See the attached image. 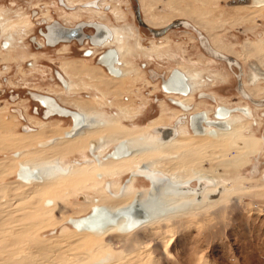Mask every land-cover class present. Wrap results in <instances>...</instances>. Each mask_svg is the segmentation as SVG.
I'll list each match as a JSON object with an SVG mask.
<instances>
[{
  "label": "rangeland",
  "instance_id": "obj_1",
  "mask_svg": "<svg viewBox=\"0 0 264 264\" xmlns=\"http://www.w3.org/2000/svg\"><path fill=\"white\" fill-rule=\"evenodd\" d=\"M10 1L21 4L20 6L25 9L28 17L27 9L38 5L41 6V15L45 14L47 17L59 19L58 15L61 10L55 0H25L27 3L25 6H22L24 0ZM143 1L148 9L147 15L143 13ZM143 1L104 0L110 5V9H107L105 14L100 11L99 18L117 25L123 24L124 26L127 23L126 26L129 27L128 24H130L135 31L137 26L140 41L145 48L152 47V43L163 44L160 57L153 56L149 59L145 57L142 50H134V66L140 67L144 63L145 66L136 68L138 70L134 74L130 70L131 73H127L124 78L119 79L120 81L115 80L110 89H107L108 86L101 81L107 77L102 70H98V77L95 80L84 74L80 81L72 75V79L78 84L76 89L78 93L72 95V98L92 100L93 105L100 110L97 119L104 122L102 125L105 126L100 133L112 134L107 148H110L111 143L121 139H139L143 142L148 141L149 144H156V141H159L158 138H154L152 127L160 123L174 122L173 114L159 115L160 108L157 100L164 99L159 89L160 78L179 65L188 73L199 72L202 75L220 76L221 78L215 80L217 83L212 87L203 86L200 89L213 92L218 102L227 105L249 104L250 100L243 97L246 92L242 86L241 94L236 90L234 76L237 73L236 66L230 69L225 61L219 59L217 61L209 56L199 45L198 33L194 29L200 30L202 35L206 34L207 37L204 36L207 42L212 43L211 38L214 39L216 44L212 43L213 48H218L223 53L237 58L243 66V72H246L249 62L257 66H254L256 73L264 72V66L260 65L255 58L244 54L247 45L260 46L259 52L264 54V5L253 10L230 5L229 0H154L152 6L146 0ZM8 2L3 5H8ZM16 2L15 5H19ZM183 7L184 9L192 7L202 11L198 18L202 27L197 26L192 17L184 14ZM113 8L119 15L122 14V20L115 18L110 11ZM135 8L140 9L142 17L147 16L154 24L156 23L155 25L149 23L156 27L151 29L150 26L138 24L134 15ZM240 17H244V20H240ZM87 18H93L92 14H83L80 18L74 19L73 23L87 20ZM176 19H185L196 28L174 27L167 30L161 40L153 39L157 36H154L150 29L158 30ZM29 21L32 22L30 19ZM35 41L38 44L41 42L39 38ZM35 41L34 45L37 46ZM23 44L37 55L34 58L26 54L24 59L17 57V61L1 60L0 57L2 65L8 68L5 72V68L0 67V83L5 79L6 86L17 88L30 86L34 89L40 86L45 89V85L51 84L49 78L55 77L52 70H60L63 60H79L82 65L96 69L100 67L94 59L81 57L71 43L68 47L58 49L60 51L64 49L63 52H66L61 56L53 50V46L33 50L34 48L29 46L25 40ZM97 50L99 52L101 49ZM23 51L25 50L17 49L16 53L13 49L11 54L15 56ZM168 56L174 61L169 60ZM31 63L34 65L31 66ZM252 72L251 70L249 72L247 68L245 74L247 86L249 91L261 90L255 103L262 105L264 104V73L254 74ZM256 82L259 88L252 87ZM50 87L53 91L60 90L54 86ZM96 88L106 90L105 96L96 93ZM196 92L192 91L186 100L192 102L196 108H200L203 101L196 97ZM59 94L64 97L62 92ZM64 95L68 97L67 92ZM94 95L97 99L93 98ZM170 107L164 103L161 110L171 109ZM120 109L126 112H120ZM178 111V109L172 110L174 113ZM114 112H117V115H113ZM9 114L10 112L5 107H0V163L13 166L16 161L38 159L41 154L47 157L45 160L38 161V164L49 166V161L52 162L55 159L54 153L40 150L34 143V139L55 135L52 129L58 130L59 135L65 130L64 127L68 122L66 120L48 121L43 130H39L41 134L34 136L21 133L20 121L16 120L14 115ZM109 116L116 117L117 123L116 121L111 122ZM253 116L256 122L253 121L248 125L251 134L248 139L254 150L228 147L226 142H221L222 140L220 143L212 144L214 148H207L206 145H209V142L195 140L192 131L189 130L188 134L184 135H180L178 131L176 138L181 139L178 141L180 146L176 150L181 151L193 145L198 147V150L202 149L203 151L197 153L200 157L198 169L208 177H212L216 185L213 189L206 191L192 181L194 195L188 194L191 190L187 188L179 189L174 190L173 198H163L165 205L161 207L158 206V200H155L153 204L148 203L147 210L153 216L152 222L145 223L144 227L142 226L134 233L133 231L123 233L112 229L96 236L94 241H88L85 238L73 241L75 236H72L70 231L77 233L79 231L72 228L67 221L68 218L84 216L90 210L91 203L100 198L96 188H91V184H94L97 178L94 173L86 174L79 179L63 180L53 193L34 194L36 197L25 195V188H20V186L11 191L7 188L1 190L0 264H13L21 257L28 260L21 264H98L107 256L110 259L99 264H264V141L261 142L264 134V113L256 110L253 111ZM234 119L238 120V123L247 124L241 115H236ZM37 122L39 121L36 120L33 124L39 127L40 123ZM179 123L178 130L183 122ZM241 135L248 136L249 134L247 130H243ZM95 136L97 135L92 137ZM141 137L144 139L141 140ZM58 144L61 148H66L65 151L57 154L58 158L62 164H68L72 159L81 161L82 152L85 154L87 138L82 139L80 143L63 139ZM148 149L153 151L149 159H146L150 164L153 161H161L162 165H166L165 167L170 170L185 173L193 171L194 165L185 164V167H181L185 161L181 157L172 159L171 156H164L161 159V154L155 151L153 146H148ZM103 150L102 148L101 152ZM19 151H21L20 156L14 158L12 154ZM27 152L30 154H26ZM171 161H176L177 164ZM137 163L139 161L126 160L114 167L113 174L103 172L99 168V171L103 172L102 180L119 185L125 181L127 172ZM13 169L0 172V185L16 181ZM118 173L120 176L117 177ZM146 187V183L141 180L134 183V191L144 190ZM24 199L25 201H21ZM143 199H145L144 196ZM129 200L120 203L119 206L127 205ZM52 239H58L55 244L57 248L52 246L44 250L45 253L40 250L35 254L34 250L28 247L31 244V246L41 245L40 242ZM66 245H71L73 248Z\"/></svg>",
  "mask_w": 264,
  "mask_h": 264
},
{
  "label": "flooded vegetation",
  "instance_id": "obj_2",
  "mask_svg": "<svg viewBox=\"0 0 264 264\" xmlns=\"http://www.w3.org/2000/svg\"><path fill=\"white\" fill-rule=\"evenodd\" d=\"M258 1H262V0H255L256 3ZM7 2H8V0H6V1L0 0V3H2V4H0V57H1V60L12 59V60L17 61V57L24 59L26 54L30 57L35 58V55H37V54L29 51L28 48H26L25 45L23 44V40H25L29 46H32L34 48L33 50H38L41 48H48L49 46H53V50L57 51V54H59L60 56L66 52H63L64 49L61 51L58 49L61 47H68L71 43L74 45L76 51H78V54L81 57L92 58V59H94V62H96L98 65H100L98 59L101 58L105 53L108 54L107 53L108 50H110V49L115 50L116 55L110 56V57L106 58L104 61L106 62L107 65L110 66V68H114V69L116 68L117 70H119L120 75L114 76L112 73H110L108 71L109 69H107V67L104 65L103 66L100 65V67H102V68H100V67L99 68H100V70L104 71L106 73V76L109 78H116L117 80H119V78L121 79V77H123L124 74H123V71L121 68L124 66V64L120 58L119 51L112 44V41L114 38L112 27L113 26H121L123 24L117 25L114 23H109V21L101 20L102 18L101 19L99 18L101 12L103 14H105L106 13L105 11L107 9H110V5L108 3H105L104 0H82V1L74 2L73 4H70L67 0H61V3L59 2V0H55L56 4L58 5V8L61 10L59 12V15H58L59 19L58 18L53 19V18L47 17L45 14L41 15V11H40L41 6L39 7L38 5L29 7L27 9V11L29 13V17H28L25 9L20 6L21 4H19L15 1L17 4H19L16 6L14 1L9 0L8 5H3V4H6ZM25 5H27V3L24 0L22 3V6H25ZM263 5H264V0L261 3L260 7H262ZM135 9H134V15L136 18ZM110 11L112 12V14L117 19V14H119V13L114 11V8L111 9ZM73 13L75 15H71ZM88 13L92 14L93 18H87V20H80L78 22L73 23L74 19H78L81 16H83V14H88ZM139 13H140V17H141L142 21L147 26H150L151 29L156 27V26H151L149 23H147L145 21V18L141 16L140 9H139ZM121 15H119L120 18L122 17ZM28 18L32 21L31 23H30ZM120 18L117 20H120ZM136 21L138 24H140L138 22L137 18H136ZM20 22H24V23H20ZM11 23H13V24L17 23V24L21 25L20 26L21 31L19 32V34H17L16 31H9L8 32L7 30L4 29V27L6 25L10 24V26H11ZM78 23H80V25ZM93 23L94 24L97 23V24H100L102 26H105L109 31L108 37L104 40V42L102 44H99V45L92 44L90 42V40L86 37V35L96 34L97 27L92 26L91 24H93ZM125 24H127V23H125ZM54 25H61L64 27L66 26V28L78 29V32L80 33L81 36L73 37L72 39L68 40L69 42L59 41V42H57V45H55V46L49 45L47 43L46 35L48 34V28L52 27ZM128 25H130V24H128ZM135 26H134V29H135ZM141 26H143V25H141ZM164 27H162V28H164ZM162 28L155 30V31H157V33H155V35L157 37H153L154 40H158V39L161 40L166 35L165 34L166 31L171 29V28H165L164 30H161ZM136 29L138 30V31L137 30L136 31L139 33V36H140L139 28L137 26H136ZM29 31H31L30 34H28ZM152 34H154V33L152 32ZM204 35L207 37L206 34H204ZM204 35H203V38H205ZM106 36H107V33H106ZM38 38L41 40V42L39 44L35 41ZM198 39H200L199 35H198ZM205 40L207 41L206 38H205ZM34 41L36 42V44H38L37 46L34 45ZM198 43H199V40H198ZM209 43L211 46L213 45L211 42H209ZM159 44H161V43H159ZM98 48L101 49L99 52L97 50ZM13 49L16 50V53H17V49H23L25 51H23L22 53H20L18 55L16 54L15 56H13L11 54ZM216 50H218V48ZM218 51H220V50H218ZM86 52H88V54H85ZM220 52H222V51H220ZM250 57H253V56H250ZM253 58H255V57H253ZM213 59L219 61L216 58H213ZM78 61L79 60H63L61 62V65H60L61 69L57 71L58 75H56L55 69L52 70L55 77L53 78V76H51L49 78L51 81V84L49 85V87L54 86L56 89H60L59 91L58 90L53 91L52 87H50L52 92L54 93V95H56V97L55 96L53 97L51 94L45 93V91H43L42 89L41 90L40 89H34V88H31L30 86H19L18 88L13 87V86H9V85L6 86L5 79L2 80V82L0 83V107L1 108L5 107L10 113H12V115L15 116V118H18V120H20L19 128L22 130L21 133L32 135L33 133H35L39 130L42 131L46 125V122L51 121V120L61 121V119H64V118H67L66 120H69L70 125H69V128L62 131L61 136H63L65 131L72 130L74 128V126H77L76 129H74V131L72 132L73 134H72L71 138H69V140H74V138L77 136L79 131H81V130L83 131V129L87 128L86 118H85L84 113L81 112L79 110V108L72 105V103H71L72 101L76 100V98H74V99L72 98V95H75L78 92V91H76V89L78 88V84L74 79H72V75H74L75 77L78 76V77H76V79H78L80 81H82V78H83L82 75H84V74H86L87 77L91 78L89 76V69H92L94 67L82 65ZM72 62L78 63V66L76 68H84V69L82 71H79L78 73H76V71L72 72V74L69 76L66 74L65 71H66V68H68V69L71 68L70 64ZM2 64H3V62L0 61V65H2ZM30 65L33 66L34 64L31 63ZM240 65H242V64H240ZM144 66H145V63L141 64L140 67L134 66V68H143ZM254 66H255L254 64L249 62V64L247 65V68H249V72L251 70V71H253L252 73H254V74H262V72L256 73L255 67H257V66H255V67ZM0 67L5 68V65L4 66L2 65ZM232 67H234V66H229L230 69ZM241 68H242V71H241ZM241 68H240V70L237 68V73L234 74L235 80H236L237 92L240 93L241 88L238 86V83L240 82L242 85V88L246 91V93L249 96H251L253 99L259 98V97H257V95H258V93H260L261 90L260 89H259V91L255 90L254 91L255 94H252V93H254L253 91H249V87L247 86L246 76H245V74L247 72V68H246V72L245 71L243 72V66H241ZM7 69L8 68H5V72L7 71ZM175 70H177L178 73L175 72ZM173 73L176 77L179 78V80L170 81V87H173V89L179 88L181 86V81L182 82L184 81L185 84L187 85L186 86V90H187L186 94L176 93V92L168 93L163 89L162 85H163L164 81L170 80ZM185 73L186 72H184V70L180 66H176V67H173L167 75H165V76L162 75L160 78L159 89L162 92L164 99H158L157 100L159 102L158 105L160 108L159 109L160 110L159 115L164 116L165 114H167V115L173 114L175 117H174L173 123L159 124V125L152 127L154 138H158V140H159V141H156L154 139L156 141V143L166 144V143L172 142L175 139H177L176 134H178V131L180 132V135H184V134H188V131L190 130L194 133L195 137L197 136V137H201V138H207L209 143H213V142L214 143H220V140H222L221 142L222 143L226 142L228 147L232 146V148H236V149L243 148V149H248V150H252V149L254 150L253 146L251 145L252 143L249 140L250 139L249 136L251 134L249 133L250 129H249L248 125H249V123L252 124L253 121L256 122V120L253 116V111L260 110L261 112L264 113V105L254 104L253 102H249V101H248L249 104H247V105H227L225 103H220V102H218V99L213 92L200 90L201 87H203V86H211L212 87L215 83H217L214 80L221 78L220 76L213 79V81L210 80L208 82L206 80L208 78H210L211 75H202V73H201V77L203 80L202 85L199 89L194 90L192 88L191 83H190L191 82L190 78H188L189 75L187 73L186 74ZM133 74H134V72H133ZM238 77L240 78L239 79L240 81H238ZM70 79H72L75 82V84H74V90L75 91L71 90L72 88L68 89V88H70ZM92 80H94V79H92ZM252 87L253 88H259L258 82L254 83ZM17 89H20V90H17ZM97 90L98 89H95L96 93H101V95L104 97L101 90H98V91ZM31 91L42 93V95L45 97V99H43V101L35 99V98L33 99L31 94H30ZM192 91H197L196 97L200 101H203L200 108H196L192 102H187L188 100H186ZM60 92H62L64 97H61L62 95L60 96V94H59ZM66 92L68 93V97L64 95V93L66 94ZM94 96H96V95H94ZM93 98L97 99V97H93ZM58 99H60L62 102H60ZM77 100L81 101V100H87V99H84V98L80 99L79 98ZM175 101H181L183 103V106L177 105L175 103ZM163 102L165 104H168L169 106H171L170 108L172 110L178 109L179 110L178 113L172 112L171 109H167L165 111L161 110L162 105L164 104ZM67 104L71 105L72 107H67L66 106ZM55 105L60 106L62 108L70 110V111H75L78 114H80L82 117L81 116H72L71 114H60V113H58L57 109L54 107ZM241 108L244 109L246 111V113L239 110ZM124 111L126 112V110L120 109V112H124ZM26 114L31 115L33 120H35V121L38 120L39 122H37V123H40L39 127L33 123H29L27 121ZM225 114H227V117L226 118L222 117V115L224 116ZM113 115H117V112ZM236 115H241L242 117H244V120L247 121V124H245V123H238V124L246 125L247 128H245L243 130H247L249 135L248 136H242L241 134H236V133L231 132V133H229L228 136H224V137L221 136L220 133L231 131V128H232L231 120ZM21 116H23V117H21ZM111 117H113V116H111ZM95 118H97V117H94L93 119H95ZM98 121L100 123L98 127H103V129L100 130V131H103L105 126L102 124H104V122H102L100 119H98ZM179 122H183V123L181 126H179V130H178V125L180 124ZM198 122L201 126V129L203 130V134H195V132H194V129H196ZM212 122H215L217 125H221L224 127L226 126L227 129L219 128V127L215 126L214 123H212ZM116 123H117V120H116ZM161 128H169L172 131V134L169 135L166 138V140H164V141L160 140L161 133L159 131ZM181 128H183V130L185 131L184 134L181 133V131H180ZM100 131H98L97 133L92 134V135L87 137V146L85 147V154H84V152H82V154H81V159H80L81 161H79L77 159H72L71 162L68 164H61L60 158H58L59 157L58 155L54 156L55 157L54 161L51 162L48 160L50 162L52 169L57 174H61L64 176H69V175L71 176L74 166L77 168L84 169L85 170L84 175L90 174V173L95 174V176L97 178L94 180V184H91V186H93V188H96V190L98 191V193L100 195V198L97 201V203H91L90 208H89L90 210L88 211V213L91 212V210H93L94 207H98V206H102L110 212H115L119 209L128 208L135 201H137L138 204H140L142 207H144L147 210V208L149 207L148 203L153 204V202L155 200L159 201L160 198L162 197L161 195L166 196V197L169 196V197L173 198L174 190L176 191V190L185 189V188L191 190L192 188H194V187H192V184H191L192 181H195V183L197 185H199V187L203 188V190H206V191L213 189L216 185L213 182V178L208 177L202 171L193 170V171H191L190 176L188 178H186L184 180H180V181L179 180L174 181L166 173H164L160 170H155V169L151 168L150 166H148L143 161H140L139 163L135 164V166L127 172L128 173L127 178L125 179L124 182H122L119 185H116V183H114V182L109 183V186L111 188L110 189L111 193H110L107 191V189L105 187L106 181H103L102 178H100V179L98 178V175H102L103 172L113 174V173H110L106 169V167H103L104 166L103 163H106V162L119 163L121 161L126 162V160H122V159H125V158L131 156L132 149L129 147L127 139L117 140L116 142L111 143L110 148H107L108 143L110 142V139L112 138V134L111 133H100ZM173 131H176V132L174 133ZM59 135H60V133H59ZM94 135H97V136L92 137ZM108 135H111V137H108ZM57 140L62 141L63 138H61V137L53 138L50 136L44 140L39 141V143L45 144L43 146L41 145L40 149L43 150V149L48 148ZM262 141H264V134L261 137V142ZM75 142L80 143L79 141H75ZM37 146H39V145L37 144ZM120 147L123 150L122 154H121L120 149H119ZM102 148L104 149L103 152H101ZM127 148L129 150L131 149V154L125 156L123 154L125 153V149H127ZM65 150H66V148H65ZM60 153H62V152H60ZM109 155H111V156H109ZM55 160L58 162H55ZM124 162H122V163H124ZM21 163L29 165L31 169H37L40 172V174L42 175L41 170L39 168H37V166H32L31 162L22 161ZM56 163H58V164H56ZM114 167L112 168L113 170H114ZM92 168H94V169L92 170ZM99 168L103 172H100ZM149 170L152 173H149L148 172ZM15 172H16V170H15ZM116 176L118 177V176H120V174L118 173ZM43 180H44V177H43ZM137 180H141L144 183H146L147 187L144 190H135L134 191V189H135L134 183L137 182ZM16 182H18V181H14L13 183H16ZM34 183H40V182H34ZM34 183H32V184H34ZM28 185H31V184H28ZM188 194L194 195L195 193L194 192H188ZM143 196L145 199H143ZM105 198H111L114 200H122L125 198L124 199L125 201H127L129 199L130 200H129V203L127 205L117 206L114 209H109L108 206L104 205V203L102 202L103 200H106ZM144 201L146 204L144 203ZM88 213H86V214H88ZM150 216L153 218L152 214H150ZM77 217H80V216H77ZM121 220L122 219H120L119 222H121ZM151 220L149 222H151ZM113 229H115V227Z\"/></svg>",
  "mask_w": 264,
  "mask_h": 264
},
{
  "label": "bare ground",
  "instance_id": "obj_3",
  "mask_svg": "<svg viewBox=\"0 0 264 264\" xmlns=\"http://www.w3.org/2000/svg\"><path fill=\"white\" fill-rule=\"evenodd\" d=\"M67 1L70 4H73L74 2L82 1V0H67ZM146 1L149 2V5H151V6H152V4L154 2V0H146ZM262 2H263V0L262 1H258L257 3L255 2V0H245V1L243 0V2L228 3V4H230V5H236V6H241L244 9H253L254 10V8H257L258 9V7H260V5H261ZM142 6H143V13L145 15H147L148 9L145 7L146 6L145 2L142 4ZM182 9H184V7ZM183 12H184L185 15H187L189 17H192L193 20L195 21L194 23L197 26H199V27L201 26V24H200V22L198 20V18H200L201 14H202V11L200 9H193L192 7H187V8L184 9ZM249 12L251 13V11H249ZM244 17H240V20H244ZM119 18H120V16H119V14H117V19H119ZM120 19H122V17ZM138 19H139V21L142 24H144L145 26H147L142 21V19L140 17L139 10H138ZM181 20H185V19H181ZM145 21L147 23L152 24V25H155L156 24V23L154 24L151 19L147 18V16H145ZM20 23H24V22H20ZM78 24L80 25V23H78ZM189 24H191L192 27H195V26H193L192 23L189 22ZM91 25L94 26V27H101V28H103L107 32V36H105L103 39H101V41L99 43H97L95 45L102 44L104 42V40L109 35L108 29L105 26H102V25L97 24V23H95V24L93 23ZM20 26H21L20 24H17V23H14L13 24V23H11V26H10V24L9 25H6L4 27V29L7 30L8 32L9 31H16V33L19 34V32L21 31ZM50 28L51 27L48 28V34L46 35V37H47V43L49 45H55L59 41H57V42H52L51 41V43L48 42V40H49L48 39V35L50 34V31H51ZM52 28H58V27L56 25H54V26H52ZM65 28H66V26H65ZM112 28H113V34H114V38H113L112 44L119 51L120 58H121V60H122V62L124 64V66L121 68L124 75L121 78H124L127 75V73H130V70H132L133 72H137V70H138V69L134 68V60H133L134 59V56H135V51L134 50H136V49L142 50L143 51V54L145 55V57H147L149 59H152L153 56H155L156 58H159L160 57L161 52L163 51L162 50L163 49V47H162L163 44L162 43L161 44L152 43L153 44L152 47L145 48L143 46V44L141 43V41H140L139 33L137 31L133 30L130 25H129V27L126 26V24H125L124 26L121 25V27H119V26H113ZM198 31H199V34L203 37V35L201 34L200 30H198ZM211 40H212V43L214 44L215 43L214 39L211 38ZM63 42H69V41H63ZM209 46L214 51H216L218 53H221L223 55H226L228 57H231L233 59V61H234L233 63H229L227 61H225V62L229 66H236L240 70V68H241L240 62H238V60L235 57H233V56H231L229 54H226V53H223V52H220V51L216 50L210 44H209ZM219 49H222V48H219ZM259 49H261L260 46H252L251 47L250 45H247L246 48L244 49V54L255 57L256 60L260 63V65L264 66V54L260 53L259 52ZM144 52H146V53H144ZM107 53L108 54L105 53L101 58L98 59L100 65L106 66L107 69H109L108 71L110 73H112L114 76H119L120 75L119 74V70H117L116 68L115 69L114 68H110V66L107 65L106 62L104 61L106 58H108L110 56H115L116 55V51L113 50V49H110V50L107 51ZM85 54H88V52H86ZM154 54H156V55H154ZM168 59L169 60H173V58L170 57V56H168ZM219 60H221V59H219ZM77 66H78V63L77 62H72L70 64V67L71 68H69V69L66 68V71H65L66 74L70 76L72 74V72H75L76 71V73H78L79 71H82L84 69V68H76ZM98 70L100 71V68L99 69L98 68L97 69L96 68L89 69V76L91 77V79H94L95 80L98 77L97 76ZM57 71L58 70H55L56 75H58ZM175 72H177V70H175ZM184 72H186V71L184 70ZM186 73L189 75L188 78H190V81H191L190 83L192 85V88L194 90L199 89L201 87L202 81H203L202 80V77H201V73H199V72H194V73H188V72H186ZM263 73L264 72H262V74ZM76 77H78V76H76ZM216 77H218V76L215 75V74H211L210 78H208L206 81H208V82L210 80L213 81V79H215ZM239 79L240 78L238 77V81H240ZM115 80H117V79L116 78L106 77L105 79H102L101 81L105 85L108 86L107 89H110V88L113 87V85H111V84ZM174 80H179V78L176 77L174 75V73H173L170 80L164 81V83L162 85L163 86V89L166 92H168V93H170V92H176V93L186 94V92H187L186 86L187 85L185 84L184 81L183 82L181 81V86L179 88L173 89V87H170V81H174ZM74 84H75V82L72 79H70V88H68V89H71L72 88L71 90H74ZM241 86L242 85L240 83V88H241ZM96 89H98V88H96ZM252 91L254 92V90H252ZM101 92L105 96L106 90L105 91L104 90H101ZM30 94H31V96H32L33 99L35 98V99H38V100H41V101H43V99H45V97L42 95V93L35 92V91H31ZM252 94H254V93H252ZM94 97H97V96H94ZM243 97L244 98H247L248 100H250V102H253L254 104H257V103H255L256 100L253 99L251 96H249L247 93L244 94ZM71 103H72V105H74L77 108H79V110L81 112L84 113L85 118H86V126H87V128L83 129V131L81 130V131L78 132L77 136L74 138L75 141L81 142L82 139H85L88 136H90L92 134H95L98 131H100V130L103 129V127H98L99 124H100L99 121H98V119L97 118L93 119L94 117H97V114H99V110H98L97 107H95L92 104V101H89V100H81V101L80 100H77V101H75L74 100ZM175 103L177 105L183 106V103L181 101H175ZM262 105H264V104H262ZM54 107L57 109L58 113H60V114H71L72 116H81L80 114H78L75 111H70V110H67L65 108H62L60 106H57V105H55ZM239 110H241V111H243V112L246 113V111L244 109H242V108L239 109ZM115 113L116 112H114V114ZM222 117L226 118L227 117V114H225L224 116L222 115ZM234 118L235 117H233L232 120H231V124H232L231 131L224 132V133H220L221 136H223V137L224 136H228L229 133H231V132L232 133H236V134H241V132L243 131V129L247 128L243 124H238V120H235ZM109 120L112 121V122H115L117 119L113 116V117H110ZM212 123H214V125L217 126V127H219V128L227 129L226 126L224 127V126H221V125H217L215 122H212ZM76 127L77 126H74V128L72 130L65 131L63 135L65 137L72 136V134H73L72 132L74 131V129H76ZM180 131H181L182 134H184V132H185L183 130V128H181ZM159 132L161 133L160 140H163V141L166 140V138L169 135L172 134V131L169 128H161ZM173 132L175 133L176 131H173ZM194 132H195V134H203V130L201 129V126H200L199 122L197 123L196 129H194ZM108 137H111V135H108ZM140 139L143 140L144 137H141ZM180 139L181 138L178 137L174 141L169 142V143H166V144H158V143H156V144H149L148 141L147 142H143V141H140L139 139H127L128 140V145L132 149V154H131V156H129V157L125 158V159H122V160H132L133 159V160L139 161V162L140 161H143L144 163H146L151 168H153L155 170H160V171L166 173L174 181L184 180V179H186V178H188L190 176V173L178 172V171H175V170L167 169L165 167L166 165L165 166L162 165L163 162H161V161H153L150 164L148 162L149 160H146V159H149V157L153 153V151L151 149L150 150L148 149V146H153L154 149H155V151H157V152H159L161 154L160 155L161 159H163L164 156H171L172 159L173 158L181 157V158H183L185 160V161H183L181 167H185L186 166L185 164H191V166L194 165L193 166V170L200 171L198 169L200 157H199V155H197V153L198 152H201L202 149L201 150L200 149L198 150V147H195L193 145L190 148H186V149L184 148L183 150L181 149V151L180 150H176L180 146L179 143H178V141H180ZM194 139L195 140H200V141L203 140L205 143L208 142L207 138H201V137H197L196 136V137H194ZM58 142H60V141L59 140L55 141L51 146H49L48 148L43 149V150L44 151H51V152H53L54 153L53 156L57 155L60 152H63L65 150V148H61L60 147L61 145H59ZM212 144H215V143L214 142L213 143H209V145L207 144L206 147L207 148L208 147H213ZM21 145H22V143H21ZM38 145L39 146H41V145L43 146L45 144L38 143ZM181 146L185 147L184 145H181ZM145 147H146V149H145ZM119 149H120V152L122 154V152H123L122 148L120 147ZM26 154H30V153L27 152ZM12 155L13 156H17L18 155V152H14ZM123 155H125V156L130 155V150L128 148L125 149V153ZM39 156H40V158H38V159H33L32 158L33 160H25V161L31 162L32 166H37V168H39L41 170L43 176L40 174V172L37 169H31L29 165L22 164V163L19 162L18 165H17V168H16V172L14 173V177H15L16 181H18V182H16V183H9V184H3V185L1 184L0 185V191L3 190V189H6V188L8 189V191L9 190L11 191L14 188H17L18 186H20V188H23V187L25 188L24 194L25 195H29L30 197L31 196H35L36 194L43 195V194H46V193H53L59 187V184L61 183V181L67 180V179H73V178L74 179L75 178L76 179H79L85 173V170L84 169L77 168V167L74 166L73 167V172H72L71 176L70 175L69 176H64V175H61V174H57L50 167V164H49V166L48 165L43 166V165L38 164V161L45 160V158L47 157V156L44 157L41 154ZM109 156H111V155H109ZM40 159H42V160H40ZM3 161H5V160H3ZM47 162H48V160H47ZM122 162H124V161H121L119 163L106 162V163H103V165H104L103 167H106V169L110 173H113V171H112L113 169L112 168L114 166H116V165L122 164ZM171 162L174 163V164H177L176 161H171ZM8 165H10V164H8ZM12 167H13L12 165L11 166H6V165H3V164L0 163V172L1 171H9V169H12ZM93 169L94 168H92V170ZM148 172L149 173H152L150 170ZM43 177H44V180H43ZM98 178L99 179L102 178V175H98ZM25 182L26 183H29L31 185L25 184ZM34 182H40V183H34ZM32 183H34V184H32ZM105 187H106L107 191L111 193V190H110L111 188H110L108 182H106ZM91 188H93V186ZM181 190H185V189H181ZM188 190H190V189H188ZM191 192H193L192 189H191ZM24 194H22V195L24 196ZM161 196H160L161 198L159 200V205H158L159 207L165 205V200L163 201V198H172V197H169V196H167V197L166 196H163V195H161ZM20 199H23V198H20ZM25 199L24 200H21V201H25ZM105 199L106 200H103L102 202L104 203V205L108 206L109 209H114L117 206H119L120 203H122V202L125 201L124 200L125 198L122 199V200H114V199H111V198H105ZM47 201H49V200L47 199ZM94 203H97V201H95ZM0 218H1V214H0ZM120 219H122V220L124 219V220L123 221L121 220V222H119ZM151 219H152V217L150 216V213L144 207H142L140 204H138L137 201H135L128 208L119 209V210H117L115 212H110V211H108L106 208H104L102 206L94 207L93 210H91V212H89L88 214H86L84 216H80V217H69L67 221L72 226V228H74V230L79 231V233H77L75 231L74 232L70 231L71 232L70 234L72 236H75V238L73 237L74 238L73 241H79V240H81L83 238H85L88 241H94L98 236L102 235L107 230H108L107 232H109L114 227H115V230H118V231L123 232V233H125V232H131V231H133L132 233H134L136 230H138L142 226L144 227V225L148 224L147 222H149ZM151 222H152V220H151ZM10 231H13V230H10ZM52 240H50V241L48 240L47 242H40L39 244H41V245L31 246L32 245L31 244L28 247L32 248V250H34V253L36 251H40V250H42L41 252H43L44 250H48L52 246L55 247V244H56V242H57L58 239H52ZM60 240L58 241L59 243H60ZM73 241L71 240V242H73ZM71 242H70V244H71ZM59 243H57V245H59ZM69 247L73 248L71 245ZM55 248H57V247H55ZM59 249H60V246H59ZM59 249H57V250H59ZM66 249H69V248H66ZM46 252H48V251H46ZM43 253H45V252H43ZM35 254H33V255H35ZM37 255L39 256V254H37ZM56 258H58V257H56ZM107 259H110V257L107 256L106 258L102 259L99 263H103L104 261H107ZM23 262H28L27 258H25V257L22 258L21 257V258H19L18 261H16L13 264H21Z\"/></svg>",
  "mask_w": 264,
  "mask_h": 264
},
{
  "label": "water",
  "instance_id": "obj_4",
  "mask_svg": "<svg viewBox=\"0 0 264 264\" xmlns=\"http://www.w3.org/2000/svg\"><path fill=\"white\" fill-rule=\"evenodd\" d=\"M245 1V0H244ZM59 2L61 3V0H59ZM238 2H243V0H230L228 3H238ZM135 14H136V18L138 20V22L145 26L144 24H142L139 19H138V9H135ZM58 28H50V34L48 35V42L51 43L52 42H57V41H68L70 39H72L73 37H79L81 36L80 33L78 32V29H73V28H65L61 25H56ZM185 27V28H193L191 26V24H189L188 21L186 20H181V19H176L173 20L170 24H168L167 26H165L164 28H162L161 30H164L165 28H174V27ZM102 29V30H101ZM200 39H199V45L201 46L202 49H204L207 54L213 58H217V59H221L224 61H227L229 63H233V59L231 57H228L226 55H223L221 53H218L216 51H214L212 48H210L209 44L207 43V41L205 40V38H203L200 34L199 31L194 29ZM151 32H153L154 34L157 33V31L155 30H151ZM106 31L101 28V27H97L96 29V34L93 35H86V37L90 40L91 43L93 44H97L101 41V39H103L106 36ZM238 86L240 87V83H238ZM241 92V89H240Z\"/></svg>",
  "mask_w": 264,
  "mask_h": 264
},
{
  "label": "crops",
  "instance_id": "obj_5",
  "mask_svg": "<svg viewBox=\"0 0 264 264\" xmlns=\"http://www.w3.org/2000/svg\"><path fill=\"white\" fill-rule=\"evenodd\" d=\"M35 89H42L43 91H45V93H48V94H51L53 97L55 96L56 97V95H54V93L52 92V90H51V88L49 87V86H47V85H45V89L43 88V87H40V86H38V87H36ZM60 102H62L60 99H58ZM67 107H72L71 105H69V104H67L66 105ZM12 113H10L9 115H11ZM23 115V114H22ZM23 117V116H22ZM175 117V116H174ZM26 118H27V121L29 122V123H35V120H33V118L31 117V115H29V114H26ZM65 120L67 119V118H64ZM64 119H61V121L62 120H64ZM16 120H18V118L16 119ZM20 121V120H19ZM68 123H67V125L64 127L65 129H67V128H69V125H70V122H69V120H66ZM160 124H166V123H160ZM167 124H170V123H167ZM19 126H20V124H19ZM59 130H61V129H59ZM52 133L54 134L55 133V135H52L51 137H53V138H55V137H61V138H63V139H68L69 140V138H71V136H69V137H64V135L63 136H61L62 135V133L60 134V135H58V130H56V129H52ZM37 134H41V132L40 131H37V132H35V133H33L32 135H34V136H37ZM50 134V133H49ZM50 137V136H49ZM46 138H48L47 136L46 137H43V138H36V139H34V143H36V145L39 143V141H41V140H44V139H46ZM37 147H41V146H37ZM18 154L19 155H17V156H14V158H16V157H19L20 156V154H21V151H19L18 152ZM23 160H19V161H16L14 164H13V167L12 168H14L13 169V175H14V173H15V170H16V168H17V165H18V163L20 162H22ZM55 162H58V161H56L55 160ZM56 164H58V163H56ZM62 164V163H61ZM60 166V165H59ZM6 173V172H5ZM4 174V173H3ZM22 183V182H21ZM24 184V183H23ZM25 184H29V183H26L25 182Z\"/></svg>",
  "mask_w": 264,
  "mask_h": 264
}]
</instances>
